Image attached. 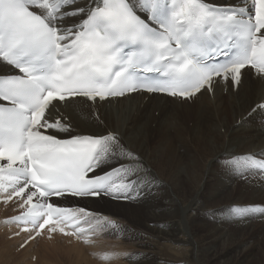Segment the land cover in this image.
I'll use <instances>...</instances> for the list:
<instances>
[{
    "label": "snow or ice",
    "instance_id": "obj_1",
    "mask_svg": "<svg viewBox=\"0 0 264 264\" xmlns=\"http://www.w3.org/2000/svg\"><path fill=\"white\" fill-rule=\"evenodd\" d=\"M246 69L264 78V0H0V199L17 211L4 220L7 239L18 251L57 234L91 245L83 225L99 216L61 201L150 190L155 176L104 124L102 103L140 91L192 100L221 81L238 86ZM77 102L100 131L74 130L65 112ZM256 114L264 100L247 118ZM220 163L264 185V150ZM205 210L250 218L264 201ZM103 224L115 234V222Z\"/></svg>",
    "mask_w": 264,
    "mask_h": 264
},
{
    "label": "bare ground",
    "instance_id": "obj_2",
    "mask_svg": "<svg viewBox=\"0 0 264 264\" xmlns=\"http://www.w3.org/2000/svg\"><path fill=\"white\" fill-rule=\"evenodd\" d=\"M262 100L264 78L245 70L238 86L219 83L212 94L204 91L191 103L139 93L102 103L98 111L104 124L118 130L143 156L156 179L134 202L85 200L84 206L110 215L115 234L123 239L121 244L101 245L98 234L101 229L110 231L111 225L99 223V227L97 222L96 238L88 251L109 264H121V255L113 253L123 246L129 249L126 257L131 254L126 258L130 264H264V247L259 249L264 231L262 237L257 232L264 225V215L241 219L230 212L225 217L218 215L221 211L210 214L205 210L209 205L264 201V185L259 180L239 184L236 180L241 178L226 173L220 163L227 152L264 148V117L247 118L251 107ZM89 109V104L77 102L65 112L76 132L101 130ZM246 223L251 228L234 239L229 227ZM14 244L0 228V264H18ZM85 248L82 244L78 252ZM39 264L46 263L41 259Z\"/></svg>",
    "mask_w": 264,
    "mask_h": 264
},
{
    "label": "rangeland",
    "instance_id": "obj_3",
    "mask_svg": "<svg viewBox=\"0 0 264 264\" xmlns=\"http://www.w3.org/2000/svg\"><path fill=\"white\" fill-rule=\"evenodd\" d=\"M236 181L239 182V184H240L244 180L237 178ZM222 202H224V201H222ZM222 202H221V204H223ZM224 205H226V204H224ZM228 213L229 212L227 210H221V212L218 215H223V216L227 217ZM258 221H260V220L258 219ZM248 223H249V221H248ZM98 225H99V223H98ZM250 225L251 224L246 223V224H242L240 227H238V226L229 227V229L231 230V235H234L235 238L233 236L232 237L234 239L239 238L240 236L243 235V230L245 231V230H248L251 228ZM100 226L101 225H99V227ZM263 226L264 225L260 224L257 228V232H259L261 237H262L261 232L264 231ZM95 227L97 228V226H95ZM101 231L102 232H99V234H98L100 237V240H101V245H106L108 242L109 243L115 242L116 240L113 236H116L119 239V241H116L115 244L116 245H117V243L121 244L120 241L123 240L121 238V236L116 235V234H109L110 231H104L102 229H101ZM250 239H251V237L247 236L246 240L248 241V243H250ZM66 240L67 239H59V238H56L55 240H52V241L38 240V242L32 244L29 247V249H26L23 251H17L16 250L17 248L15 247L16 262L18 264H39L40 260L42 259L43 262L46 264H109L108 263L109 260L102 262L99 258L94 256V253L91 251V249H90V251H88V246H86V248H85L86 250H84V252L79 253L78 250L80 251L82 244H76L77 242H71L70 243L68 240L67 241ZM260 243L261 244L259 245V249H260V247H262L261 248V250H262L264 247V244H263L264 239L263 238H262ZM128 250H129L128 248H125L123 246V248L118 251V253L121 255L119 257L123 258L119 261V262H121V264H130L129 262L126 261L127 253L125 255V251H128ZM244 250L245 249H243V251ZM131 251H132V249L130 248V252ZM118 253L115 252V253H113V255L116 256V255H118ZM240 253L246 255L247 252L241 251ZM242 254H239V256L236 259L241 257ZM85 255L88 257L89 261L87 259H85L86 258ZM34 257H36L35 261L32 260ZM90 259L92 260V262H90ZM99 261H101V262H99Z\"/></svg>",
    "mask_w": 264,
    "mask_h": 264
}]
</instances>
